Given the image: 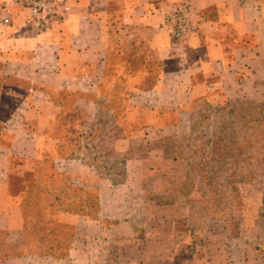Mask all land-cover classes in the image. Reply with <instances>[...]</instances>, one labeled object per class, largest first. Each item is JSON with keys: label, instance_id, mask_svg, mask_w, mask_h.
<instances>
[{"label": "rangeland", "instance_id": "374dc122", "mask_svg": "<svg viewBox=\"0 0 264 264\" xmlns=\"http://www.w3.org/2000/svg\"><path fill=\"white\" fill-rule=\"evenodd\" d=\"M129 33L112 34L111 76L89 94L93 102H80L84 94H54L58 110L41 111L53 121L35 124L45 128L39 157L9 158L0 213L21 206L26 229L14 232L21 244L0 252V264H264V79L223 102L188 99L177 106V94L144 90L157 80L158 65L139 75L154 59L144 46L131 53ZM119 64L124 72L113 78ZM131 65L137 76L126 74ZM127 81L140 92H130ZM3 83L21 88L5 93L6 102L25 95L23 84ZM27 112L20 115L37 121ZM15 222L3 218L0 225ZM68 247L66 259L46 254Z\"/></svg>", "mask_w": 264, "mask_h": 264}, {"label": "crops", "instance_id": "0c3cea01", "mask_svg": "<svg viewBox=\"0 0 264 264\" xmlns=\"http://www.w3.org/2000/svg\"><path fill=\"white\" fill-rule=\"evenodd\" d=\"M54 1L67 6L68 14L39 31L27 10L15 6L11 0H0V79L25 87L24 96L13 95L14 99L6 102L5 93H19L21 88L5 83L0 86V191L8 186L11 156L29 160L39 157L36 142L45 128H35V124L44 126L53 121V118H45L41 111L58 110L54 94H84L80 102L91 103L89 94L102 91L111 76L112 34L117 30L130 32L126 43L131 53L144 46L146 54H152L154 60L151 62L148 61L151 58H147L146 67L139 75L148 77L150 65H158L157 80L144 90L160 96L177 94V106L188 99L210 102L216 98L217 102H223L245 92V85L260 86L264 79L261 66L264 61V0H193L197 29L178 41L163 29L162 21L180 0ZM3 17L7 21H1ZM122 61V58L117 60ZM135 69L131 65L125 72L130 77L137 76ZM123 72L119 64L113 78L118 79ZM112 85L113 91L117 90L119 81L114 79ZM125 86H129L132 93L140 92L131 82L127 81ZM6 110H10L11 115ZM26 110L36 114L37 121L34 122L31 115H20H25ZM1 113L10 116L7 118ZM97 198L98 215L102 218L100 190ZM6 203L3 199L5 206ZM2 210L1 221L17 217L18 223L6 228L1 224L0 231L5 232L7 243L20 246L19 240L14 238V232L24 231L20 206ZM143 249L145 247L141 251ZM71 250L72 247L67 258ZM127 264L137 263L129 261ZM161 264L169 263L164 260ZM242 264L247 263L243 261Z\"/></svg>", "mask_w": 264, "mask_h": 264}, {"label": "built area", "instance_id": "2783aa9c", "mask_svg": "<svg viewBox=\"0 0 264 264\" xmlns=\"http://www.w3.org/2000/svg\"><path fill=\"white\" fill-rule=\"evenodd\" d=\"M12 4L28 11L30 19L39 31L47 29L54 21L62 20L68 14V7L54 0H11ZM193 0H180L164 15L163 29L174 40H182L197 29V13ZM1 21H7L3 17Z\"/></svg>", "mask_w": 264, "mask_h": 264}, {"label": "trees", "instance_id": "16d2710c", "mask_svg": "<svg viewBox=\"0 0 264 264\" xmlns=\"http://www.w3.org/2000/svg\"><path fill=\"white\" fill-rule=\"evenodd\" d=\"M62 93H64V92H62ZM114 106H115V104H114ZM0 127H1V125H0ZM53 163V166L55 167V168H57L56 167V163L55 162H52ZM56 174V176L58 175V173H55ZM41 185L43 184V186H45V187H49V185L48 184H46V183H48V182H44L43 180H42V177H41ZM47 185V186H46ZM58 198H59V196L58 195H56L54 198H53V200H58ZM95 200H96V203H97V206H98V198H97V195L95 196ZM20 210H21V214H22V217H23V227H24V230L26 229V218H25V215H24V213H23V208L20 206ZM97 213H98V209H97ZM97 213H96V216H94V217H92V220H97L98 219V217H97ZM86 216H88L87 214H86ZM0 234L2 235V236H4L3 238V242H2V245L0 246V252H4V253H8V252H10V251H12V250H15V249H18V245H15V244H9V243H7V241H6V234H5V232L4 231H0ZM70 246V245H69ZM69 248L70 247H68L67 249H65V250H62V251H57L56 252V250H54V251H52V253H46V254H48V256H50V257H52V258H54V259H57V258H60V259H62V258H67V256H68V253H69ZM45 254V255H46ZM20 256V253H17L16 255H15V257H19ZM6 260V259H5Z\"/></svg>", "mask_w": 264, "mask_h": 264}]
</instances>
